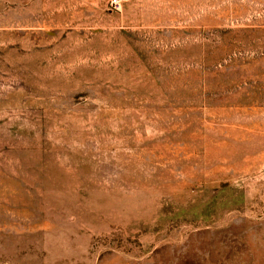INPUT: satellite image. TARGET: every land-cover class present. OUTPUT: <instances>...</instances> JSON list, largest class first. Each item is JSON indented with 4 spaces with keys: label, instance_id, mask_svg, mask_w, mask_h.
Masks as SVG:
<instances>
[{
    "label": "rangeland",
    "instance_id": "374dc122",
    "mask_svg": "<svg viewBox=\"0 0 264 264\" xmlns=\"http://www.w3.org/2000/svg\"><path fill=\"white\" fill-rule=\"evenodd\" d=\"M0 0V264H264V0Z\"/></svg>",
    "mask_w": 264,
    "mask_h": 264
},
{
    "label": "built area",
    "instance_id": "2783aa9c",
    "mask_svg": "<svg viewBox=\"0 0 264 264\" xmlns=\"http://www.w3.org/2000/svg\"><path fill=\"white\" fill-rule=\"evenodd\" d=\"M125 0H107L106 6L110 11H119Z\"/></svg>",
    "mask_w": 264,
    "mask_h": 264
}]
</instances>
